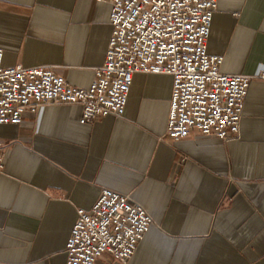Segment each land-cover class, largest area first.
Instances as JSON below:
<instances>
[{
	"label": "crops",
	"instance_id": "0c3cea01",
	"mask_svg": "<svg viewBox=\"0 0 264 264\" xmlns=\"http://www.w3.org/2000/svg\"><path fill=\"white\" fill-rule=\"evenodd\" d=\"M110 12L96 0H0L4 64L50 66L87 88L105 62ZM207 50L226 73L263 67L264 0H218ZM172 88L170 74L139 72L122 116L81 123L80 104L54 103L0 124V264H67L78 210L104 188L153 218L127 264H264V80L226 140L168 136Z\"/></svg>",
	"mask_w": 264,
	"mask_h": 264
},
{
	"label": "built area",
	"instance_id": "2783aa9c",
	"mask_svg": "<svg viewBox=\"0 0 264 264\" xmlns=\"http://www.w3.org/2000/svg\"><path fill=\"white\" fill-rule=\"evenodd\" d=\"M110 3L112 34L104 64L87 88L71 85L50 66H6L0 48V124H18L27 110L54 103L82 106L81 123L125 113L134 75L173 77L167 135L196 133L223 140L240 131L252 75L222 70L224 58L208 53L218 0H96ZM4 157L0 154V170ZM153 223L129 195L102 189L90 209H79L67 240V264H96L105 254L127 264Z\"/></svg>",
	"mask_w": 264,
	"mask_h": 264
}]
</instances>
